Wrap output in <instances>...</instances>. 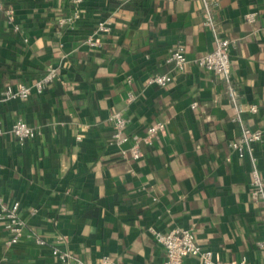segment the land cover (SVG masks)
Masks as SVG:
<instances>
[{
  "label": "crops",
  "instance_id": "0c3cea01",
  "mask_svg": "<svg viewBox=\"0 0 264 264\" xmlns=\"http://www.w3.org/2000/svg\"><path fill=\"white\" fill-rule=\"evenodd\" d=\"M5 1L24 29L0 15V89L32 83L50 66L58 75L42 92L0 105V197L20 201L26 221L13 245L0 227V264H62L52 246L88 264L105 254L117 264H164L150 227L192 228L221 264H264V196L251 184L254 167L264 180V138L243 155L232 146L243 124L264 131V0H212L217 30L231 40L229 81L195 63L215 47L202 0ZM76 10L80 18L60 27ZM100 21L101 43L89 46ZM179 43L182 69L170 60ZM154 74L173 79L148 85ZM117 110L130 135L166 124L140 143L139 159L111 144ZM18 119L39 135L21 143L10 131Z\"/></svg>",
  "mask_w": 264,
  "mask_h": 264
},
{
  "label": "built area",
  "instance_id": "2783aa9c",
  "mask_svg": "<svg viewBox=\"0 0 264 264\" xmlns=\"http://www.w3.org/2000/svg\"><path fill=\"white\" fill-rule=\"evenodd\" d=\"M73 1L74 3L80 5L85 0ZM202 1L204 2L203 22L213 33L215 47L208 53L198 57L195 60V63L200 67L214 72L215 74L224 75L227 81H229L231 74V40L222 36L217 30L212 12V0ZM2 8L3 1L0 0V10ZM7 14L9 22L14 23L15 28L19 29V26L14 22L13 9H8ZM80 16V12L76 10L72 15L60 18L59 25L60 27H64L66 25L73 24L80 18ZM246 18L249 21H255L257 13H248ZM106 29L107 21H100L95 33L90 35L85 40V43L92 47L99 46L101 42L97 39L96 35ZM26 40H28V38H26ZM170 60L175 63L177 68H184L188 58L186 55L185 45L183 43H179L175 49L172 50ZM57 75L58 69L54 66H50L44 77L36 79L32 83L21 82L17 85L10 84L5 88L0 89V105L11 101L24 100L28 98L33 91L42 92L46 85L53 81ZM172 79V76L169 74H154L147 78V84L166 86L172 81ZM129 99H133L132 95ZM195 105L196 103H194V106ZM249 109L253 113H258L259 105L252 104ZM109 120L113 127V140L111 144L120 150L123 155L130 153L135 159H139L142 156V150L140 147V143L142 141L152 143L160 133H164L166 130V124L162 121H158L147 126L143 135H130L127 131L129 119L121 110L115 111L110 116ZM10 131L19 139L21 143L25 142L27 139L35 138L40 133L38 129L29 125L22 119L15 121L12 124ZM3 133V129L0 128V135ZM263 138V130L253 129L243 124L241 139L239 141L232 142V146L240 153V155H243L245 148L249 151H253L254 145L257 142L262 141ZM251 184L254 188V194L256 196H264V180L257 167H254L252 171ZM20 206V201H14L13 203L8 204L0 197V227L3 226L5 230L10 233V238L7 241L9 245L18 243L24 235L26 221L21 215ZM150 230L154 233L157 241L160 242L165 249L166 259L164 264H184V259L188 256H198L202 259L204 264H221L220 260L216 257L212 250L204 248L197 242L196 234L190 227H175L166 232L156 230L153 227H150ZM37 241L39 244H46V240L41 237H38ZM257 243L260 247H264V238L258 240ZM52 255L62 264H88L74 253L63 249L61 246H52ZM94 264L117 263L110 257V255L105 254ZM239 264H245V260H242Z\"/></svg>",
  "mask_w": 264,
  "mask_h": 264
},
{
  "label": "trees",
  "instance_id": "16d2710c",
  "mask_svg": "<svg viewBox=\"0 0 264 264\" xmlns=\"http://www.w3.org/2000/svg\"><path fill=\"white\" fill-rule=\"evenodd\" d=\"M2 1H3V8L0 10V15L5 14V11H7L10 8L13 9L12 4H9V2H6L5 0H2ZM72 3H73V0H72ZM73 4L75 5V3H73ZM14 10L15 9H13V12H15V14H16V10L15 11ZM3 16H5V17H3L4 19H6V18L8 19V15L5 14ZM15 22L19 26L20 30L24 29L23 25L21 24V22L19 20H16ZM112 140H113V132H112L111 142H112Z\"/></svg>",
  "mask_w": 264,
  "mask_h": 264
}]
</instances>
